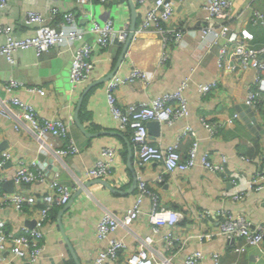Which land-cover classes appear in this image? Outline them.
Listing matches in <instances>:
<instances>
[{"label":"crops","instance_id":"0c3cea01","mask_svg":"<svg viewBox=\"0 0 264 264\" xmlns=\"http://www.w3.org/2000/svg\"><path fill=\"white\" fill-rule=\"evenodd\" d=\"M172 2L175 11L170 24H182L185 35L180 43L169 44L170 55L165 63H161V34L152 28L139 29L146 16V6L135 2L136 30L115 75H128L132 66H138L148 73L150 84L146 85L140 80L121 84L116 90V96L122 107L139 105L165 91L177 89L182 79L190 76V85L185 91L190 105L189 116L173 124L160 123V126L148 127L149 139L165 147L176 140L185 124L189 123L199 137V154L209 151L214 158L216 153L229 156L226 172H214L200 163L188 170L177 169L171 173L164 172L161 161L138 165L135 162L130 131L123 129L111 112L107 101L106 82L98 84L87 92L79 111V118L85 129L96 135L86 134L75 121L70 123V137L77 143L79 152L64 158L72 171L80 176L81 181L77 188L80 185L83 190L78 193L77 188L73 189L69 202L74 194L76 195L61 215L62 227L59 215L66 204L52 208L44 226L46 246L36 262L13 258L8 250L2 252L3 258L11 257L14 264H90L97 250L104 248L108 242L107 238L98 240L95 234L104 213L103 209L107 206L122 212L133 206L138 193L137 185H133L137 176H140L147 181L150 188L159 192L163 206L181 211L184 217L176 226L164 224L160 226V232H154L153 224L148 218L151 201L144 197L142 213L130 227L132 232L140 236L154 237V245L162 253L172 256L174 264H183L189 252L196 249L207 254L218 252L223 264H264V242L261 247H249L245 253L234 252L228 238L218 234L219 222L215 214L219 208H228L236 214H244L254 224L264 218V190L253 189L242 198L234 199L231 193L235 186L230 177L233 171H239L249 178L262 165L264 132L260 133L261 136L251 132L243 118L235 120L232 126H224L215 138H210L202 126L203 117L216 120L239 112L236 105L245 103L244 97L248 84L253 79L254 70H231L225 66L220 69V45H214L209 51L203 49L201 38L196 31L207 22L204 0ZM232 2L235 18L231 28L237 31L246 30L253 36L251 43L263 44L264 24L253 23L252 17L255 10L264 13V0ZM8 5L5 11L0 10V22L12 24L14 31L21 36L32 32L30 26L24 24L26 12L31 9L49 15L54 6L70 8L78 13L80 26L88 28L90 24L89 17L79 14L82 11L76 0H9ZM88 7L93 10L96 19L104 21L111 18L117 28L127 20L132 22V9L128 0H91ZM95 37L93 33L86 34L88 40ZM124 43L115 41L107 48H94L95 68L92 77L79 92L69 90L68 77L72 59V52L69 50L62 53L54 50L40 57H36L32 49L20 50L15 54L14 62H10L0 53V98L7 95L5 86L11 78L16 77L24 84L9 92V95H17L23 101L30 102L42 117L57 116L69 121L71 115L75 117L77 103L84 89L116 68ZM214 79L219 80L217 87L206 96L201 95L198 84ZM30 86L43 87L47 92L43 95L37 91H28L27 87ZM257 120L264 130V112L257 116ZM15 123L0 114V148L10 150L13 154L5 167L6 173L14 169L17 160L39 158L42 153L39 151L37 139L27 127L17 129ZM192 140L190 135L181 137L179 151L183 157L188 154ZM109 146L115 147L117 153L111 174L101 179L107 181L110 187L90 179L85 172L102 157V149ZM70 176L73 179V176ZM55 177L58 178V175ZM160 177L163 180L160 181ZM11 189V184L3 187L7 192H11ZM15 191L33 195L36 200L33 205L26 204L21 211L13 207L0 208V216L6 220L7 229L20 233L23 227H32L30 223L34 221L33 214L43 206L44 186L42 183H23L15 185ZM200 210H209L211 213L199 216L196 212ZM169 231H173L179 238L190 235V239L180 250L178 247L169 248L163 236ZM206 232H214L215 235L201 239L199 234ZM110 236L122 238L128 245V251L117 260L107 261V264H130L128 253L138 246L134 236L128 234L124 227L116 228ZM205 263L213 264V261L208 258Z\"/></svg>","mask_w":264,"mask_h":264},{"label":"built area","instance_id":"2783aa9c","mask_svg":"<svg viewBox=\"0 0 264 264\" xmlns=\"http://www.w3.org/2000/svg\"><path fill=\"white\" fill-rule=\"evenodd\" d=\"M107 1V0H101ZM186 1V0H182ZM137 4L146 6V16L140 25V30L154 29L161 34L163 52L161 63H165L170 55L171 42L180 43L184 40V26L182 24L171 25L175 11L172 0H135ZM9 0H0V10L8 9ZM77 6L82 11V16L89 17V27L83 28L78 23L76 10L54 6L49 15L39 10H28L24 18V24L30 26L32 32L29 35L21 36L14 31L12 24L0 22V53L4 54L10 62L15 61V54L20 50L32 49L36 57L48 54L54 50L62 53L65 50L72 52V59L69 70V90L79 92L83 85L92 77L95 60L93 51L97 46L107 48L115 41L126 42L130 32V21H125L122 26L116 27L114 21L109 18L101 21L95 18L93 10L88 7L91 0H76ZM204 9L207 12V22L196 33L201 38L205 51L219 44L218 66L223 69L244 70L253 68L254 75L248 84L244 102L260 115L264 112V43H251L252 34L246 30L237 31L231 28L233 19L232 0H204ZM253 23L264 24V13L255 10L252 17ZM54 22L55 25L53 24ZM87 33L96 35L92 40L86 39ZM82 41L80 44L77 42ZM230 61V63H229ZM228 62V63H227ZM137 80L150 84L148 73L138 66H132L128 75H114L106 82L107 101L111 112L120 123L123 129H128L134 147L135 162L144 165L151 161H161L165 173L175 170H188L195 164L200 163L204 167L214 171L225 173L229 162V156L224 153H216L214 158L209 151L199 154V137L195 128L189 123L185 124L179 137L172 143L163 147L150 141L148 122L157 120L160 123L173 124L190 114V105L185 94L189 87L191 77L186 76L175 90L165 91L148 102L139 105L130 104L127 108L122 107L117 99L116 90L121 84L132 83ZM218 79L198 84L201 95L206 96L218 85ZM24 82L13 77L5 86L6 96L0 98V114L14 120L15 127L26 126L39 144V151L52 156L54 164H61L69 175L73 176L71 185L61 181L59 178H49L46 171L47 162L40 158H22L16 161L14 169L6 173L5 167L11 161L12 152L0 148V208H15L21 211L26 204L33 205V195L23 192H7L3 190V184L12 181L14 185L23 183H42L44 193L42 196L43 206L34 214L35 221L32 227H23L20 233L9 231L6 220L0 216V264H14L12 258L2 257V252L8 250L13 258L25 259L36 262L45 249L44 226L49 219L52 208L56 205H65L69 202L73 189L77 188L81 178L65 162V157L79 152V147L73 138L70 137V123L74 121L73 115L69 121L60 117H42L35 106L28 101H23L17 95H9ZM28 91H37L46 94V89L38 86L27 87ZM235 120H242L239 112L223 119L208 120L202 118V126L206 129L210 138H215L221 129L232 126ZM190 135L193 140L188 154L183 157L179 151L180 139ZM117 150L113 146L102 149V157L94 166L86 169L90 179H101L111 174L113 161ZM50 154V155H49ZM243 158L250 160L243 156ZM261 163L252 176L246 178L239 171L230 174L234 191L231 193L234 199H240L250 190H264V154ZM58 175V174H57ZM163 180L162 177L159 179ZM80 188L78 186L77 190ZM138 193L133 206L122 212L105 207L103 216L96 229L98 240L108 239L104 248L97 250L90 264H107L109 260H117L126 251L127 243L118 237L110 236L118 227H124L128 234L134 236L137 241V248L130 250L128 260L130 264H174L172 256L159 251L154 245V237L151 235L140 236L132 232L130 225L142 213V202L144 197L151 201L148 218L153 224L154 232H160V226L168 224L176 226L184 217L181 211L167 208L160 202V194L156 189L150 188L146 180L137 176ZM199 216H206L211 213L209 210L196 212ZM218 218V234L226 236L231 242L232 250L238 254L245 253L249 247H261L264 242V218L254 224L244 214H236L228 208H219L215 211ZM215 235L213 233H201V239ZM166 246L169 248L178 247L179 250L189 241L190 235L179 238L173 231L163 235ZM179 250H176L179 252ZM211 259L213 264H223L218 252L207 254L196 249L186 256L183 264H206V259Z\"/></svg>","mask_w":264,"mask_h":264},{"label":"water","instance_id":"95a60500","mask_svg":"<svg viewBox=\"0 0 264 264\" xmlns=\"http://www.w3.org/2000/svg\"><path fill=\"white\" fill-rule=\"evenodd\" d=\"M129 3H130V6H131V9H132V22H131V30L129 32V35H128V38L126 40V42L124 43V47H123V50H122V53L120 55V58L118 60V63H117V66L116 68L111 72L109 73L107 76L103 77V78H100L98 80H95L93 82H91L85 89L84 91L82 92L79 100H78V103H77V108L75 110V117H74V121L75 123L88 135H96L95 133H90L88 132L85 127L83 126L80 118H79V111L81 109V106H82V103H83V100H84V97L85 95L87 94V92L94 86L98 85V84H101V83H104V82H107L108 80H110L117 72V69L118 67L120 66L122 60H123V57L125 56V53L127 52V49L129 47V44L132 40V37L135 33V30H136V26H137V21H136V8H135V0H128ZM264 56V54H263ZM236 109L239 111L241 117L245 120V122L247 123L249 129L251 132L255 133L256 135L258 136H261V132H264V130L262 129V127L258 124V120H257V115L255 113V111L246 103H241V104H238L236 105ZM160 126V122L157 121V120H151L148 122V127H152V126ZM99 133H102V132H99ZM156 133V132H155ZM39 158L40 160L42 161H46L47 162V167H46V173L47 175L49 176V178H54L57 174H58V178L67 183L68 185H71V176L68 174V172L65 170V168L61 165V164H54L55 163V160L52 156H48L44 153H41L39 155ZM94 181L96 182H101V183H104L106 184L108 187H110L109 183L103 179H95ZM8 184H11L12 185V189H11V192H14L15 191V185L12 181H7L3 184V187L8 185ZM25 184H28L30 185V183H25ZM135 185H137V180H135L134 182V185L133 187H135ZM83 190V188H79L76 192H81ZM75 192V193H76ZM76 194H74V196L72 197L71 201L74 199ZM70 201V202H71ZM70 202L68 204H66L64 206V208L62 209V211L60 212V215H59V220H60V225L62 227V223H61V215L62 213L64 212V210H66L67 206H69ZM35 224V221H32L30 223V226H33ZM27 264H31L29 262H27Z\"/></svg>","mask_w":264,"mask_h":264}]
</instances>
